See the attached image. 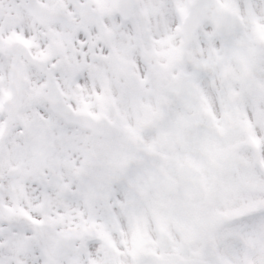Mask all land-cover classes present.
<instances>
[{"label":"snow or ice","instance_id":"1","mask_svg":"<svg viewBox=\"0 0 264 264\" xmlns=\"http://www.w3.org/2000/svg\"><path fill=\"white\" fill-rule=\"evenodd\" d=\"M0 264H264V0H0Z\"/></svg>","mask_w":264,"mask_h":264}]
</instances>
